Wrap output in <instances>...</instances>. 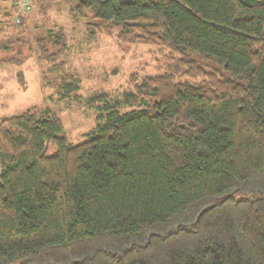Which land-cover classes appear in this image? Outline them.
Returning <instances> with one entry per match:
<instances>
[{
	"label": "trees",
	"instance_id": "obj_1",
	"mask_svg": "<svg viewBox=\"0 0 264 264\" xmlns=\"http://www.w3.org/2000/svg\"><path fill=\"white\" fill-rule=\"evenodd\" d=\"M63 1L193 82L132 75L88 100L98 121L77 144L49 110L2 119L0 264H264V0ZM58 74L61 97L78 90Z\"/></svg>",
	"mask_w": 264,
	"mask_h": 264
},
{
	"label": "rangeland",
	"instance_id": "obj_2",
	"mask_svg": "<svg viewBox=\"0 0 264 264\" xmlns=\"http://www.w3.org/2000/svg\"><path fill=\"white\" fill-rule=\"evenodd\" d=\"M8 5L0 0V7L10 12ZM3 13L0 9V121L27 110H49L62 122L68 142L77 144L97 125L99 111L88 100L100 94L120 97L130 90L132 75L171 73L178 82H193L179 57L168 50L122 41L117 32L96 33L87 26L91 11L83 17L63 0H33V10L20 27ZM58 31L63 38L57 46L48 35ZM187 56L221 77H232L212 60L196 53ZM56 66L78 80V90L69 97L59 94L60 70H52Z\"/></svg>",
	"mask_w": 264,
	"mask_h": 264
},
{
	"label": "built area",
	"instance_id": "obj_3",
	"mask_svg": "<svg viewBox=\"0 0 264 264\" xmlns=\"http://www.w3.org/2000/svg\"><path fill=\"white\" fill-rule=\"evenodd\" d=\"M9 4L11 19L18 23L33 10V0H5Z\"/></svg>",
	"mask_w": 264,
	"mask_h": 264
}]
</instances>
